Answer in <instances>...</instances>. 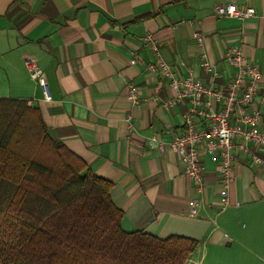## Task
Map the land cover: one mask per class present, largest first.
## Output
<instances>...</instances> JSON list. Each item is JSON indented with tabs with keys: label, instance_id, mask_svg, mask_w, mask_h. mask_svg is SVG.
<instances>
[{
	"label": "crops",
	"instance_id": "crops-1",
	"mask_svg": "<svg viewBox=\"0 0 264 264\" xmlns=\"http://www.w3.org/2000/svg\"><path fill=\"white\" fill-rule=\"evenodd\" d=\"M227 3L253 6L256 15L216 16ZM148 34L156 37V53L143 43ZM234 45L264 71V0H0V99L40 108L51 134L113 182L125 230L199 240L186 264H264V166L236 150L232 205L221 211L216 161L206 158L200 192L175 151L149 143L153 135L170 141L180 134L190 105L165 104L175 91L149 65L159 57L213 83L201 66L204 54L221 85L234 74L225 58ZM31 57L51 100L28 71ZM130 84L140 88L139 104L127 98ZM251 110L261 113L264 130V89ZM194 199L201 200L196 216Z\"/></svg>",
	"mask_w": 264,
	"mask_h": 264
},
{
	"label": "trees",
	"instance_id": "trees-1",
	"mask_svg": "<svg viewBox=\"0 0 264 264\" xmlns=\"http://www.w3.org/2000/svg\"><path fill=\"white\" fill-rule=\"evenodd\" d=\"M112 188L40 108L0 99V264H186L199 240L125 230Z\"/></svg>",
	"mask_w": 264,
	"mask_h": 264
},
{
	"label": "built area",
	"instance_id": "built-area-1",
	"mask_svg": "<svg viewBox=\"0 0 264 264\" xmlns=\"http://www.w3.org/2000/svg\"><path fill=\"white\" fill-rule=\"evenodd\" d=\"M215 15L245 20L254 17L256 9L253 6L227 3L216 7ZM196 37H200V34ZM156 42L153 34H148L143 39L144 45L155 53ZM135 54L137 55V52ZM225 58L234 68V74L228 83L221 85L216 84L220 77L219 72L204 54L200 60L201 66L211 76L213 83L195 78L189 66L183 73L172 63L159 57L149 65L150 71L162 75L175 91V96L165 100V104L172 106L184 100L190 102L182 113L184 130L175 134L170 141L153 135L149 138V143L161 153H165L169 148L175 151L186 165V174L196 182L200 192L204 191L206 158L216 161L221 183L218 192L221 211L232 205L230 186L234 181L233 164L237 159L236 150L253 164L264 166V158L260 155V152H264L262 116L259 111L251 110L256 96L264 89V71L257 64L246 60L240 46L227 48ZM27 67L32 78L41 86L46 100H51L47 78L40 70L36 58H29ZM127 98L131 104H139V86L130 84ZM212 101L220 107L214 108ZM239 204L237 202L235 205ZM200 205V199L192 201L191 215H198Z\"/></svg>",
	"mask_w": 264,
	"mask_h": 264
},
{
	"label": "rangeland",
	"instance_id": "rangeland-1",
	"mask_svg": "<svg viewBox=\"0 0 264 264\" xmlns=\"http://www.w3.org/2000/svg\"><path fill=\"white\" fill-rule=\"evenodd\" d=\"M193 253H194V252H193ZM193 253H192V254H193ZM192 254H191V255H192ZM190 257H191V256H190ZM190 257H189V258H190ZM189 258H188V259H189ZM188 259H187V261H188ZM187 261H186V263H187Z\"/></svg>",
	"mask_w": 264,
	"mask_h": 264
}]
</instances>
